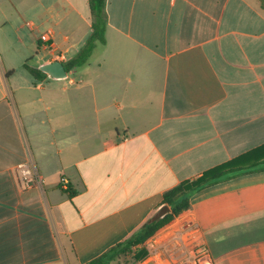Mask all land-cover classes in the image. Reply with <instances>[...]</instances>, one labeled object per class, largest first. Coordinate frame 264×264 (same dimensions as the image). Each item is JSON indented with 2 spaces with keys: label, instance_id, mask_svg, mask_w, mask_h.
I'll list each match as a JSON object with an SVG mask.
<instances>
[{
  "label": "crops",
  "instance_id": "obj_1",
  "mask_svg": "<svg viewBox=\"0 0 264 264\" xmlns=\"http://www.w3.org/2000/svg\"><path fill=\"white\" fill-rule=\"evenodd\" d=\"M106 13L83 70L38 80L30 69L87 43L89 0H0V264H89L167 191L229 162L146 248L191 225L212 264H264V0H107ZM26 162L42 179L28 190Z\"/></svg>",
  "mask_w": 264,
  "mask_h": 264
},
{
  "label": "trees",
  "instance_id": "obj_2",
  "mask_svg": "<svg viewBox=\"0 0 264 264\" xmlns=\"http://www.w3.org/2000/svg\"><path fill=\"white\" fill-rule=\"evenodd\" d=\"M92 13V34L85 46L70 61L65 63V68L69 73L74 68L84 66L92 55L96 42L104 45L106 43L105 33L107 26L106 4L107 0H89ZM31 74L38 80H42L45 74L38 70L30 69ZM233 163L218 166L205 172L201 177L187 180L167 191L163 196V205L169 206L171 211L163 218L154 223H146L139 232L126 242L119 244L109 252L92 261L89 264H110L123 255L133 254L135 260L147 257V242L165 227L171 225L175 219L188 211L191 207V199L202 189L221 182L231 173L235 172ZM71 195L76 193L71 189Z\"/></svg>",
  "mask_w": 264,
  "mask_h": 264
},
{
  "label": "built area",
  "instance_id": "obj_3",
  "mask_svg": "<svg viewBox=\"0 0 264 264\" xmlns=\"http://www.w3.org/2000/svg\"><path fill=\"white\" fill-rule=\"evenodd\" d=\"M41 41L49 42V34L42 35ZM54 59L55 62L64 61V57L59 53L54 54ZM17 172L25 190L32 189L42 181L32 162L20 164ZM61 185L65 190L69 189L66 179L62 180ZM146 249L149 251V257L159 264H212L209 250L203 243L198 228L191 225L166 232L152 240Z\"/></svg>",
  "mask_w": 264,
  "mask_h": 264
},
{
  "label": "water",
  "instance_id": "obj_4",
  "mask_svg": "<svg viewBox=\"0 0 264 264\" xmlns=\"http://www.w3.org/2000/svg\"><path fill=\"white\" fill-rule=\"evenodd\" d=\"M40 70L52 78L55 79H64L67 78L68 72L65 68V65L62 62L56 61L53 63H49L46 65H43ZM171 211V208L169 206H163L161 207L156 214L149 220L148 223H154L155 221L163 218L166 214H168Z\"/></svg>",
  "mask_w": 264,
  "mask_h": 264
},
{
  "label": "rangeland",
  "instance_id": "obj_5",
  "mask_svg": "<svg viewBox=\"0 0 264 264\" xmlns=\"http://www.w3.org/2000/svg\"><path fill=\"white\" fill-rule=\"evenodd\" d=\"M97 43H98V45H101L100 44V42H98L97 41ZM92 60V59H91ZM82 67H79L75 72L77 73V72H79L80 70H83V69H81ZM74 75V73L72 74H70V76L72 77ZM133 258V254L131 253L130 255H123V256H120L118 259H119V262H118V264H120V262H121V260H130V259H132Z\"/></svg>",
  "mask_w": 264,
  "mask_h": 264
}]
</instances>
